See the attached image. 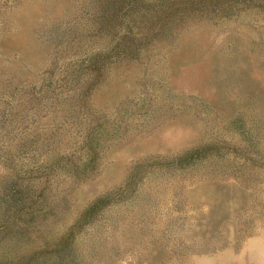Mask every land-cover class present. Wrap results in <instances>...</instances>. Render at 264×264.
<instances>
[{
	"label": "rangeland",
	"instance_id": "1",
	"mask_svg": "<svg viewBox=\"0 0 264 264\" xmlns=\"http://www.w3.org/2000/svg\"><path fill=\"white\" fill-rule=\"evenodd\" d=\"M0 264H264V0H0Z\"/></svg>",
	"mask_w": 264,
	"mask_h": 264
}]
</instances>
